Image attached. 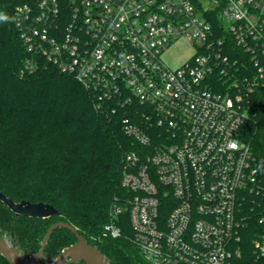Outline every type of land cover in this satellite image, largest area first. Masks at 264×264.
Returning <instances> with one entry per match:
<instances>
[{"label": "built area", "instance_id": "obj_1", "mask_svg": "<svg viewBox=\"0 0 264 264\" xmlns=\"http://www.w3.org/2000/svg\"><path fill=\"white\" fill-rule=\"evenodd\" d=\"M14 14L25 67L44 61L74 75L97 108L121 110L124 133L140 146L126 154L122 186L131 196L113 207L109 236H121L117 218L127 212L150 264L241 257L251 218L244 195L260 191V170L239 136L243 95L215 89L214 79L228 76L230 40L264 86V0H26ZM181 38L196 52L172 67L163 57ZM261 193L251 208L257 256H264Z\"/></svg>", "mask_w": 264, "mask_h": 264}, {"label": "trees", "instance_id": "obj_2", "mask_svg": "<svg viewBox=\"0 0 264 264\" xmlns=\"http://www.w3.org/2000/svg\"><path fill=\"white\" fill-rule=\"evenodd\" d=\"M23 1L0 0V15L7 17L0 19V191L15 202L49 203L59 214L48 218L16 215L0 200V235L4 233L29 258L40 250L48 228L62 222L110 261L150 264L133 241L127 212L117 218L121 236L112 238L105 230L113 207L131 196L122 186L125 157L140 146L124 133L121 110L97 108L92 92L74 75L44 61L31 70L25 67L28 53L14 14ZM226 53L228 76L216 77L214 86L232 96L243 95L246 118L239 136L261 177L260 191L253 188L244 195L251 218L243 232V254L232 264H264V256H257L252 248L258 227L251 210L264 191V86L256 82L248 54L230 40ZM76 242L70 229L55 228L43 259L52 262ZM0 264L10 263L0 254Z\"/></svg>", "mask_w": 264, "mask_h": 264}, {"label": "water", "instance_id": "obj_3", "mask_svg": "<svg viewBox=\"0 0 264 264\" xmlns=\"http://www.w3.org/2000/svg\"><path fill=\"white\" fill-rule=\"evenodd\" d=\"M0 200L15 212L16 215L48 218L59 214V211L49 203L30 202L28 200L15 202L1 191ZM59 226L70 229L75 234L77 242L65 248L52 262H47L43 259V252L52 231ZM0 254L5 257L10 264H73L79 260H83L87 264H117L114 261L108 260L96 246L89 244L75 228L62 222L53 223L48 228L40 250L29 258L23 257L19 250L11 245L5 234L2 233L0 235Z\"/></svg>", "mask_w": 264, "mask_h": 264}, {"label": "rangeland", "instance_id": "obj_4", "mask_svg": "<svg viewBox=\"0 0 264 264\" xmlns=\"http://www.w3.org/2000/svg\"><path fill=\"white\" fill-rule=\"evenodd\" d=\"M195 52L194 45L184 38H181L171 44L165 52L163 59L168 65L176 67L189 59Z\"/></svg>", "mask_w": 264, "mask_h": 264}, {"label": "clouds", "instance_id": "obj_5", "mask_svg": "<svg viewBox=\"0 0 264 264\" xmlns=\"http://www.w3.org/2000/svg\"><path fill=\"white\" fill-rule=\"evenodd\" d=\"M0 19H7V17L0 15Z\"/></svg>", "mask_w": 264, "mask_h": 264}]
</instances>
